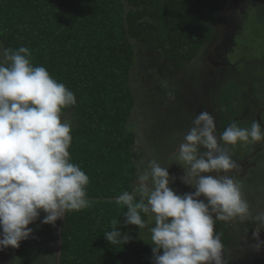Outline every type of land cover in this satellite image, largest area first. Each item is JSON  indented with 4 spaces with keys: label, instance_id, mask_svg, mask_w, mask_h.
I'll return each mask as SVG.
<instances>
[{
    "label": "trees",
    "instance_id": "1",
    "mask_svg": "<svg viewBox=\"0 0 264 264\" xmlns=\"http://www.w3.org/2000/svg\"><path fill=\"white\" fill-rule=\"evenodd\" d=\"M222 1L0 0L2 46L27 47L32 64L45 67L76 97V104L63 109L61 117L67 112L73 116L70 162L89 177L86 191L90 203L80 211L65 213L59 264H152L149 242L131 236L124 246L111 245L104 236L112 230L114 219L121 221L118 226L123 233L130 235L139 229L124 225L127 207L115 203L124 191L140 199L134 150L137 133L129 126L136 107L131 73L137 62L155 53L176 63L179 70L191 63L220 29L215 24ZM253 91H248L252 96L245 94L249 104L237 106L242 109L239 116L227 114L232 121L245 119L249 105L257 108L261 104ZM209 99L208 106L218 113L220 98L213 95ZM256 108L253 118L261 122ZM222 114L215 121L219 134ZM255 144L238 143V147L251 153ZM263 162L256 166L262 173ZM259 183L264 196V179ZM247 203L254 208V203ZM141 216L146 224L149 214ZM215 224V233L223 243L227 239L224 221Z\"/></svg>",
    "mask_w": 264,
    "mask_h": 264
},
{
    "label": "clouds",
    "instance_id": "2",
    "mask_svg": "<svg viewBox=\"0 0 264 264\" xmlns=\"http://www.w3.org/2000/svg\"><path fill=\"white\" fill-rule=\"evenodd\" d=\"M75 104V94L65 84L32 64L27 47L0 45V250L19 248L29 239L34 231L29 225L41 211L46 213L42 223L55 226L66 212L89 207V177L70 162L72 125L61 120L62 110ZM262 140L259 121L250 128L233 123L217 136L215 117L200 112L172 158L184 169L182 182L195 191L177 194L170 187L175 177L168 168L173 163L165 167L152 160L150 172L138 177L140 199L128 191L116 198L117 205L127 207L124 225L141 229V213L154 216L152 264H224L215 221H244L249 205L231 176L210 173L236 167L224 146ZM251 220L264 229V212ZM111 223L112 230L104 234L107 241L129 243L130 235L119 229L121 221ZM260 231L253 233L257 251L264 248Z\"/></svg>",
    "mask_w": 264,
    "mask_h": 264
},
{
    "label": "rangeland",
    "instance_id": "3",
    "mask_svg": "<svg viewBox=\"0 0 264 264\" xmlns=\"http://www.w3.org/2000/svg\"><path fill=\"white\" fill-rule=\"evenodd\" d=\"M251 7L252 4L245 7L248 17L244 19L236 18V12H230L231 16L237 19L240 31L238 28L235 31L228 30L229 33L226 30L220 31V37L226 42L225 46L229 47L226 50L229 54L216 46V52L220 50L221 54L225 53L229 61L244 57L235 75L229 74L226 69H222L219 76L212 74L209 63L206 62L209 52L202 55V50H199L197 57L191 63L186 64L183 69L180 67V70L176 63L168 62L161 53H155L154 56L147 55L143 61L135 65L131 73V86L136 97V107L129 126L137 133L134 150L138 157L137 168L140 175L150 172L152 160L158 161L165 167L173 163L168 168L170 177H175L174 181H170L172 190L181 195L194 192L193 187L182 182L184 169L172 159L180 143L183 142L184 134L192 127L194 117L203 111L211 113L215 121L219 114L224 113L221 116L224 117V121L220 125V133L233 123L250 128L252 121H258L252 114L255 105H249L245 113L249 112V115L245 119L239 118L234 122L231 118L232 115L235 117L241 114L242 109H238V105L249 104L250 101H245V94L252 96L249 95V90L254 89V95L261 102L255 111L262 117L261 122L264 125V13L256 10L258 8L254 6L248 11ZM255 10L263 15L258 16L254 13ZM219 82H222L220 86H218ZM213 95H218L220 98L217 105L221 109L217 111L218 113L208 106V101L211 102L209 98ZM61 120L72 123L73 116L67 112ZM217 136H219L218 130ZM255 145L253 153L256 152L255 158L260 163L264 160V143L263 146L261 143ZM226 149L236 160L249 153L248 149L238 147V143L234 146L229 145ZM233 169L236 170V167ZM233 169L227 173L210 174L231 176L240 185L244 198L254 203V208L249 206V218L244 221L239 218L224 221V228L227 230V239L222 243L224 264H264V248L257 251L254 247L257 238L253 233L255 230L260 231V225L251 220L260 212H264V196H261L259 179L249 180V183L243 184L244 178L241 180L237 171ZM200 199L206 202V198ZM45 215L46 213L41 211L40 218L29 225L34 231L29 239L21 242L20 252L11 247L0 250V264H59L64 219L58 220L55 226L43 224ZM154 224V216L149 214L145 226L135 230L130 237L134 236L151 244L150 229ZM243 230H246L250 236L246 238L245 234L242 235ZM249 238L250 242L247 243ZM259 239L264 241V229L260 231Z\"/></svg>",
    "mask_w": 264,
    "mask_h": 264
},
{
    "label": "flooded vegetation",
    "instance_id": "4",
    "mask_svg": "<svg viewBox=\"0 0 264 264\" xmlns=\"http://www.w3.org/2000/svg\"><path fill=\"white\" fill-rule=\"evenodd\" d=\"M247 4H249V5H247ZM251 4H252V7L248 11H250L254 6V7L258 8L256 10L264 13V0H224L219 4V17L220 18L215 25L217 27H219L220 29H219L218 33L216 34V36H213L212 40L207 42L201 49L202 55H204L206 52H209V55L206 58V62L209 63L208 65L210 68V72H212V74H214L215 76H219L222 69H226L229 72V74H231V75H235V72L237 73L238 70L240 69L241 58H238L237 60H234V61H229L227 56L225 55V53L229 54V52H226V50H228L229 47L225 46L226 42H224L223 39L220 37V31L226 30V32L229 33L228 30L229 31H235L236 28H238V31H240V27H239V25H237L238 22H237L236 18L242 17V19H244V18L248 17L247 12L245 10V7H249ZM261 9H262V11H261ZM256 10L254 11V13L258 14V16L263 15V14L257 12ZM230 12H236V15H237L236 18L232 17ZM244 22H245V20H244ZM258 22H260V20H258ZM219 40H220V42H218ZM226 41H229V39H226ZM216 46L223 49V51L225 53L221 54L220 50L217 53L216 52ZM223 55H225V56L223 57ZM230 62H232V63H230ZM194 69H196V66ZM258 118L261 119V116L258 115ZM263 143L264 142L261 143L262 146H263ZM254 154L255 153H253V151H252L251 153L245 154L243 158L238 159V160L234 159V157H232L230 155L236 164V170L235 169H233V170L237 171L239 173L241 180L243 178L245 180V181H243L244 182L243 184H245L249 180L253 181V180L259 179V182H261L264 179L263 178L264 176H262V174H263L262 171H258V169H257L258 167H256V166H258L257 163H259V160L257 158H255L256 156H254ZM237 168H240V169L237 170ZM253 168H255V169H253ZM250 173L252 174V176L249 175ZM243 175H244V177H243ZM244 234L246 235V238L249 235V233L246 230L242 231V235H244ZM250 238H249V240L246 239L247 243L250 242Z\"/></svg>",
    "mask_w": 264,
    "mask_h": 264
}]
</instances>
